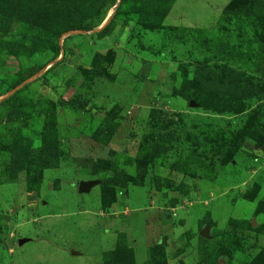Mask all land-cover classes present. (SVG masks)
<instances>
[{"label":"rangeland","instance_id":"rangeland-1","mask_svg":"<svg viewBox=\"0 0 264 264\" xmlns=\"http://www.w3.org/2000/svg\"><path fill=\"white\" fill-rule=\"evenodd\" d=\"M72 1L67 19L80 27L53 47L18 20L31 7L0 0V101L20 90L23 106L19 116L0 107V264H101L125 219L139 244L106 264H264V206L253 214L264 201V17L221 10L213 24L217 8L179 0L182 20L197 13L208 28L181 29L159 21L175 0ZM44 137L55 139L56 164L15 172L10 142L36 155ZM80 181L98 183L79 194ZM147 209L152 220L137 217ZM99 225L116 240L104 253ZM148 227L161 233L160 256L153 242L141 245Z\"/></svg>","mask_w":264,"mask_h":264},{"label":"trees","instance_id":"trees-1","mask_svg":"<svg viewBox=\"0 0 264 264\" xmlns=\"http://www.w3.org/2000/svg\"><path fill=\"white\" fill-rule=\"evenodd\" d=\"M74 5V2L72 0H19V4L18 6L20 8H24L26 7L27 9H29L31 7V9L29 10L30 13L28 12H24V14L21 17H18V20L20 21L21 24L23 25H31L34 32L36 33V37H38L39 39L43 40V39H47V37L51 36L52 38H50V45H53V47L56 46V39L65 32L71 31V30H78L80 27L78 24H75L74 22H72L70 19H67V17L69 15H67V11L69 9H71ZM167 6V5H166ZM11 7V4H10ZM170 5L167 6L165 8V10L160 14L159 16V21H162V19L165 17L167 10L169 9ZM53 12V17L56 21H58V26L55 25L54 27H49V20L47 18L46 13L49 12ZM64 12H66V14H64ZM239 12H241L240 14H248L251 15L253 17H257L259 19L264 17V2H262L261 0H254L251 5H249L248 7H246L245 3L242 0H231L223 9H222V13L225 14H238ZM21 14V13H20ZM19 14V15H20ZM75 13L73 12L71 15H74ZM44 15V16H42ZM42 18L45 19L48 22V25L46 23H44L42 21ZM70 18V16H69ZM41 19V21H40ZM44 20V21H45ZM52 22V20H51ZM104 29L100 30V32H103ZM30 74H28L29 76H31L32 72H29ZM29 76H24V79L20 78L18 81H16L13 84V87H11V89L16 88L23 80H25V78H28ZM24 90V89H23ZM15 96H10L8 98L3 99L2 101H0V107H10V109H12L15 114L17 116H19L20 114H22V107L23 106H16L14 103V100L16 99V95L18 93H20V90H17L15 92ZM60 106H66L67 104H69L68 102H64V101H58ZM49 105V104H48ZM72 105L73 107L76 106L75 104H69ZM51 113V112H50ZM53 114V113H52ZM47 129L50 132V137L53 134V128L55 127V124L51 121V119H49L48 123H47ZM183 131V130H181ZM258 133H261V131H253L251 136L252 137H260L257 136ZM50 137H44V139L46 141H43L41 143L40 148L37 151L36 155H31L30 152L28 151V147H26L27 145V141H23V142H17V141H11L10 142V146L8 147L10 153H15V157L19 158L16 160H13V164L14 167H17L16 169H14L15 172H17L20 169H27L29 167H38L40 170L44 169V168H50L53 167L56 164L55 158H56V152H55V147L54 145L55 143V139L49 140ZM264 137L261 136L260 137V144L259 146H257V149L260 151H264ZM263 140V141H262ZM50 141V142H49ZM231 146L233 147V153L237 150L238 148V144H231ZM160 147H162V140H159L155 143V145L153 146L154 151H160ZM228 148V147H226ZM162 151V150H161ZM228 151H232L231 148H228ZM37 173V172H36ZM41 179L40 174L38 173V176H36V179H34L31 184H33L34 186H30L29 181L27 180L26 182V190L29 192H35L37 190L38 184H39V180ZM244 199H246V201H250V199L248 197H245ZM258 204V205H257ZM255 205V208L253 210V214L257 215L259 214V212L262 211V208L264 206V201L257 203ZM102 209L104 210V207H102ZM249 227V224H248ZM253 231H256V227L252 229ZM197 242L199 244H203L205 242H207V240H204L200 237H197ZM155 252L156 254L154 256H160L159 252H162V248L160 246H158V244H156L155 246ZM120 251H126V253L129 254V258H131V251H129L128 249H125V245H124V237L122 235H119L117 238V243L115 245V250L112 253H104L102 256V262L103 264H106L107 261L106 259L108 258V256H112L115 253L120 254ZM127 256V255H126ZM125 256V258L123 259L124 261L128 260L127 257ZM130 260V259H129ZM159 264V263H157ZM250 264H257L256 262H252Z\"/></svg>","mask_w":264,"mask_h":264},{"label":"crops","instance_id":"crops-1","mask_svg":"<svg viewBox=\"0 0 264 264\" xmlns=\"http://www.w3.org/2000/svg\"><path fill=\"white\" fill-rule=\"evenodd\" d=\"M200 1H201V5H203V6H208L210 8H213L214 10H215V8H217L215 10V13L217 12L218 15L216 16V14H215L216 17H213V19H214L213 20V24H214L216 19H217V17L221 13V10L224 8V6L226 5V2L228 0L222 1L223 3L219 7H216V5L215 6L214 5H210V3L206 2V0H200ZM212 3H214V0H212ZM179 5H180L179 4V0H175L173 2V4L171 5L168 13L162 19L161 26H163V27L181 28V29H208V28H204V26H205L204 24L206 23V19L203 16H198L197 13L195 14V16H192L191 18H189L188 21L186 19L182 20L181 19L182 16L179 15V13H177V11L179 9L178 8ZM192 8L197 9L198 7L197 6H193ZM213 24L210 26V28L213 26ZM262 156H264V154L261 151H257V157H262ZM73 197H74V195H73ZM121 208L123 209L122 205H121ZM98 210L99 211L96 214H97V218L100 219L99 217L104 216V215L101 213V211H102L101 209H98ZM104 210L106 211V209H104ZM107 210L109 211V213H108L109 216L115 215L114 213L111 212L110 209H107ZM84 212L85 211H82V212L80 211L77 214H85ZM74 214L75 213H70L67 216H69V215L71 216V215H74ZM86 215L87 216L83 217V221L85 223H87V218L92 217V216L89 215L88 212H86ZM139 216H141L142 220L144 218H151L150 220H152L154 218V217L153 218L151 217V211H149L148 209L146 210V212H142L140 214H137V217H139ZM225 218H227V220H228L229 215L226 216ZM121 221H122V219H121ZM143 222L144 221H142V223ZM135 225L136 224H131V221L128 222V220H126V219L124 221H122V223L120 225L121 226V230H119V231H122V233L124 235V238L126 240L127 249H129L130 243H131L132 246H137L139 244V240L136 239L135 237H132V235L134 233V230H135ZM144 225H146V224H144ZM97 228H98L97 233L99 234V236H105L103 240L109 239V241H107V245L110 246V248L107 249V250H101V252L104 253L105 251L111 250V248L113 249L114 248L113 246L115 245L114 242L116 241L115 240V236L113 235V237L111 238V235L108 234V233H106V235H101V231L103 230V227H101V226L98 227L97 226ZM142 230H143V236H142L141 245L143 247H148V245L151 246V245H153V243L156 244L159 241L157 239H159V237L161 235L160 231H159V235H158L159 237L156 236V238L154 239V235L153 236L151 235L150 227H148L147 230L142 228ZM145 230H146V232H145ZM100 239H101V237H100ZM30 241L31 240H29V239H25V240H23L22 243H26V242H30ZM148 242H153V243L150 245V244H148ZM61 251H65V250H63V248H61L59 250V252H61ZM62 253L65 254L66 252H62ZM71 254H74V253L71 252ZM101 264H103L102 258H101Z\"/></svg>","mask_w":264,"mask_h":264},{"label":"water","instance_id":"water-1","mask_svg":"<svg viewBox=\"0 0 264 264\" xmlns=\"http://www.w3.org/2000/svg\"><path fill=\"white\" fill-rule=\"evenodd\" d=\"M98 182L97 181H83V182H79L77 184V192L79 194L81 193H87L91 187H93L94 185H96ZM252 226H254V224H251ZM199 236L203 239H206L207 238V235H206V228L202 229L200 232H199ZM23 242V240L21 241ZM19 242V243H21Z\"/></svg>","mask_w":264,"mask_h":264}]
</instances>
